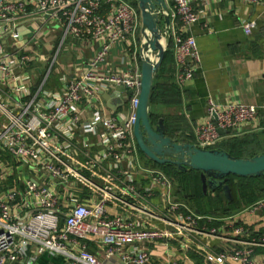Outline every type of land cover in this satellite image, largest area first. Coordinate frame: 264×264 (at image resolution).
Instances as JSON below:
<instances>
[{
	"label": "built area",
	"instance_id": "obj_1",
	"mask_svg": "<svg viewBox=\"0 0 264 264\" xmlns=\"http://www.w3.org/2000/svg\"><path fill=\"white\" fill-rule=\"evenodd\" d=\"M164 2L175 82L182 87L194 78L201 62L190 34L199 14L191 0ZM58 27L61 45L66 40H100L102 47L76 77L62 76L61 89L51 91L46 85L54 61L46 73L33 64L45 61L39 50L45 30ZM140 27L139 9L125 0H0V264H31L37 258L30 256L32 245L38 254L65 256L69 264H152L148 250L140 245L165 240L170 248L179 237L219 235L209 226L213 219L171 200L172 185L162 172L140 163L133 135L142 82ZM242 28L250 36L257 24L244 21ZM118 41L127 44L126 70L98 75L95 71ZM106 94L127 101L130 110L116 109L108 116ZM261 110L264 106L209 101V118L196 128V145L216 149L224 139L220 131L257 126ZM138 176L145 177L146 184ZM57 185L64 189L62 194ZM159 191L163 211L152 203ZM111 206L119 212L112 214ZM248 210L264 211V199ZM231 228L235 239L228 242L233 247L207 253L206 264H256V250L264 242L252 233L243 239L247 228L235 222ZM93 239L104 246L102 258L87 248Z\"/></svg>",
	"mask_w": 264,
	"mask_h": 264
},
{
	"label": "crops",
	"instance_id": "obj_2",
	"mask_svg": "<svg viewBox=\"0 0 264 264\" xmlns=\"http://www.w3.org/2000/svg\"><path fill=\"white\" fill-rule=\"evenodd\" d=\"M191 2L199 14V19L191 28L190 34L196 39L201 62L194 78L182 87L178 86L179 96L176 98L167 91V87L176 83L175 59L170 55L158 82L162 87L163 101L160 100L155 111L165 120L167 133L174 140L196 144V128L209 118V101L220 106L234 103L259 108L264 106V0L258 4H247L239 0H191ZM249 20L255 21L257 28L247 36L242 24ZM61 42L60 31L45 30L39 47L45 57L43 64H46V68L54 61L52 75L57 67L60 75L54 77H58V80L62 76L68 79L76 77L77 71L85 69L102 47L100 40L90 42L66 40L62 45ZM126 48V42L118 41L107 61L95 72L101 76L123 73L126 70L123 60ZM58 80L54 83L49 81L46 89L59 91L61 85ZM165 98L167 101H164ZM119 102L120 100L114 98L105 100L108 116L112 111L121 109V106H118ZM250 135L256 136L264 145V110L260 111L257 126L249 125L225 133L223 141ZM140 163L143 168L158 170ZM158 171L162 172L172 185L169 192L171 200L184 203L197 215L213 219L209 226L218 229L219 235L209 238L201 235L179 237L171 241L170 248L165 245V240L140 245L148 250L152 264H167L175 261L181 264H206L207 253H221L233 247V243L228 242V239H235L231 228L232 222L247 228L248 234H245L243 239H247L252 233L254 238L264 242V211L248 210L252 204L230 215L201 214L189 204L188 197L185 196V200L181 199V189L176 185L177 183L165 172ZM138 177L143 180V185L146 184L145 177ZM55 188L61 194L64 192V189L58 185ZM159 193L155 195L152 203L162 209L163 194L162 191ZM88 194L87 191L84 192L83 197ZM109 211L116 214L119 209L111 206ZM149 223L162 229L166 227L162 221L149 220ZM177 242H183L185 246L181 247ZM87 248L101 258L104 256V246L97 239L88 241ZM30 256L37 257L31 264H69V260L62 255L48 252L38 254L34 245L31 246ZM255 261L256 264H264V247L256 250ZM19 264H28V260Z\"/></svg>",
	"mask_w": 264,
	"mask_h": 264
},
{
	"label": "water",
	"instance_id": "obj_3",
	"mask_svg": "<svg viewBox=\"0 0 264 264\" xmlns=\"http://www.w3.org/2000/svg\"><path fill=\"white\" fill-rule=\"evenodd\" d=\"M136 1L141 17L139 59L142 73L141 92L133 125L137 147L154 164L171 165L181 172H199L205 194L222 188L226 199L232 201L231 189L227 185L229 176L263 177L264 153L252 158H236L224 150L200 148L196 144L167 136L163 119L156 124L153 122V83L170 45V17L164 0ZM147 53L154 55L155 61L147 58ZM103 97L109 101L112 96L106 94ZM123 104L120 101L118 106ZM214 119L216 120V115ZM220 134L224 135L225 132L220 131Z\"/></svg>",
	"mask_w": 264,
	"mask_h": 264
},
{
	"label": "trees",
	"instance_id": "obj_4",
	"mask_svg": "<svg viewBox=\"0 0 264 264\" xmlns=\"http://www.w3.org/2000/svg\"><path fill=\"white\" fill-rule=\"evenodd\" d=\"M135 7L138 8L137 3ZM170 55L174 56L173 47L170 44L168 50L165 54L164 60L158 70L157 77L153 83V92L151 98V118L156 124L160 119H163L155 111L156 106L159 104L160 100L163 101V93L158 84L162 77L163 71L166 67L167 61ZM178 86L176 83L167 87L170 95L178 98ZM164 101H167L165 98ZM164 120V119H163ZM166 127L167 136L171 137L167 132V125L164 120ZM173 139V138H172ZM177 140V139H176ZM180 141V140H179ZM216 149L224 150L230 153L236 158H252L254 156L264 153V145L256 136L250 135L243 138H231L220 143ZM156 166L164 168V166H169L171 170L174 169L172 174H168L169 177L177 183V186L181 189V199L185 200V196L188 197L189 204L194 207L193 203L202 202L204 208H196L201 214H218L230 215L243 207L249 206L264 198V176L263 177H238L229 176L227 185H229L232 193V201H228L224 195L222 188L216 190L215 192L208 191L207 194L204 193L202 188V182L200 178V173L188 170L186 172H181L170 165H158ZM181 178V182H179ZM213 195V196H212ZM198 205V204H197ZM199 206V205H198ZM208 208V212L206 209Z\"/></svg>",
	"mask_w": 264,
	"mask_h": 264
},
{
	"label": "rangeland",
	"instance_id": "obj_5",
	"mask_svg": "<svg viewBox=\"0 0 264 264\" xmlns=\"http://www.w3.org/2000/svg\"><path fill=\"white\" fill-rule=\"evenodd\" d=\"M127 3H130L131 5H133V6H135V4L137 3V1L136 0H125ZM56 30H58V31H61V29L58 27V28H56ZM140 31H141V27H140ZM138 41H139V43H140V32H139V34H138ZM43 54H44V52H43ZM45 65V66H44ZM33 68H39V69H41L43 72H45L46 73V64H43V61H41V62H36V63H34L33 64ZM54 75L56 76H59L60 74H59V72H58V68L56 67V69H55V71H54V73H53V75H52V77H51V83H54V81H57L58 80V77L56 78V77H54ZM125 100L127 99L126 97L124 98ZM127 102V101H126ZM125 102V104L122 106V108H121V110L120 111H122V112H124V113H127L128 112V110H130V105H129V103H126ZM140 159H141V162H142V164L144 165V166H148V167H152V168H155V169H158V170H161V171H163V172H165L167 175L168 174H172L173 172H174V169L173 170H171V168L169 167V166H164V168H163V166L162 167H159V166H156L151 160H149L144 154H142L141 152H140ZM171 166V165H170ZM172 167H174V166H172ZM169 176V175H168ZM180 181L179 182H181V178L179 179ZM177 185V184H176ZM6 186H7V184H6ZM175 186V185H174ZM8 187V186H7ZM264 199V198H263ZM262 200V199H261ZM259 201V200H258ZM257 201V202H258ZM257 202H255V203H257ZM199 206H198V205ZM197 204L196 203H193V205H194V208H201V210L204 208V206L202 205V202L200 201V202H197ZM206 211L208 212V208L206 209Z\"/></svg>",
	"mask_w": 264,
	"mask_h": 264
},
{
	"label": "bare ground",
	"instance_id": "obj_6",
	"mask_svg": "<svg viewBox=\"0 0 264 264\" xmlns=\"http://www.w3.org/2000/svg\"><path fill=\"white\" fill-rule=\"evenodd\" d=\"M162 44H164V41L162 40ZM147 58H149L151 61H155V56L154 55H151L150 53H147L146 55Z\"/></svg>",
	"mask_w": 264,
	"mask_h": 264
}]
</instances>
